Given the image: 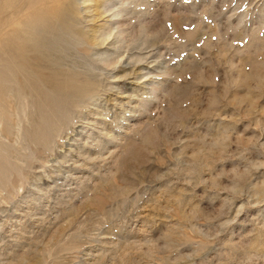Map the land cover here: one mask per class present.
Returning a JSON list of instances; mask_svg holds the SVG:
<instances>
[{"label": "rangeland", "instance_id": "374dc122", "mask_svg": "<svg viewBox=\"0 0 264 264\" xmlns=\"http://www.w3.org/2000/svg\"><path fill=\"white\" fill-rule=\"evenodd\" d=\"M0 58V264H264V0H0Z\"/></svg>", "mask_w": 264, "mask_h": 264}, {"label": "bare ground", "instance_id": "6f19581e", "mask_svg": "<svg viewBox=\"0 0 264 264\" xmlns=\"http://www.w3.org/2000/svg\"><path fill=\"white\" fill-rule=\"evenodd\" d=\"M14 45H16V44H14ZM8 49H10V48H8ZM2 50H4V49H2ZM6 50H7V48H6ZM6 50H4L5 52H7ZM11 50H12V48L9 50L10 51V53H11ZM5 52H1V54L2 53H5ZM13 50H12V55H13ZM8 53V52H7ZM15 53V52H14ZM16 55V54H15ZM15 55H13L14 57H12V59H14L15 58ZM2 56V55H1ZM4 56H6V54H4ZM7 56H9L8 54H7ZM6 56V57H7ZM10 57V59H11V56H9ZM2 58V57H1ZM0 58V59H1ZM5 57H3V59H1V60H5L4 59ZM16 58H17V56H16ZM14 60H19V59H14ZM31 60H32V58H31ZM7 61H8V59H7ZM33 61V60H32ZM18 62V61H17ZM19 62H20V60H19ZM40 63H42V61H39ZM12 64V63H11ZM18 64V63H17ZM38 67H40V68H42V65L41 66H39L38 65ZM44 69V68H43ZM37 73V72H36ZM13 74V69H11V67H8V66H6V65H2V66H0V81L3 79V77H5V76H11ZM23 75V74H22ZM37 75H40V74H37ZM46 75V74H45ZM24 76V75H23ZM41 77V76H40ZM46 77H48V79H49V76H47L46 75ZM18 79V78H17ZM41 79H42V77H41ZM40 79V80H41ZM44 80H45V78H43ZM48 79H47V81H48ZM22 80V79H21ZM24 80V79H23ZM19 81H20V79H19ZM56 81V80H55ZM24 83V82H23ZM22 82H21V84H23ZM30 83V82H29ZM46 83V82H45ZM27 85V84H26ZM45 85H47V84H45ZM19 87V86H18ZM30 87V86H29ZM17 87H15L14 89H16ZM37 88H39V87H37ZM36 91H37V89H36ZM41 91V90H40Z\"/></svg>", "mask_w": 264, "mask_h": 264}]
</instances>
